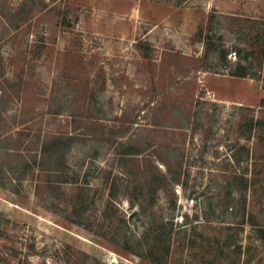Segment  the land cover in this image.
Instances as JSON below:
<instances>
[{
  "label": "rangeland",
  "instance_id": "1",
  "mask_svg": "<svg viewBox=\"0 0 264 264\" xmlns=\"http://www.w3.org/2000/svg\"><path fill=\"white\" fill-rule=\"evenodd\" d=\"M243 206L264 219V0H0V264H264Z\"/></svg>",
  "mask_w": 264,
  "mask_h": 264
},
{
  "label": "trees",
  "instance_id": "2",
  "mask_svg": "<svg viewBox=\"0 0 264 264\" xmlns=\"http://www.w3.org/2000/svg\"><path fill=\"white\" fill-rule=\"evenodd\" d=\"M202 34L201 29H197L196 33L193 35V37L200 36ZM212 46V42H209V47L210 49ZM221 57L226 58L227 50L222 48L220 51ZM206 56H209V51L207 50ZM229 67V68H228ZM228 68V69H226ZM216 70V69H213ZM228 74L231 75H238V76H246L249 74L248 68L246 65L241 61L239 58L236 62L234 67L231 64L226 65L224 68ZM71 142V138L67 137L65 138L64 135H54V136H49L46 137V139L42 142L41 147H40V154H39V161L40 164L42 165L43 163H57L58 159L59 162L58 164H61L63 166V163L65 162V153L67 148L69 147V144ZM33 162L37 163L36 160V155H34ZM60 169L59 166H56V168H49L51 171H58ZM243 215L241 216V221H238V224L240 227H243L244 223H248L251 226V229L254 233V236L258 241L262 244H264V219L259 217L256 213L250 211L247 216L244 214V206H243ZM168 230L163 231L162 235H166ZM169 233V232H168ZM170 239V237H169ZM168 239V240H169ZM238 247H240L238 245Z\"/></svg>",
  "mask_w": 264,
  "mask_h": 264
}]
</instances>
